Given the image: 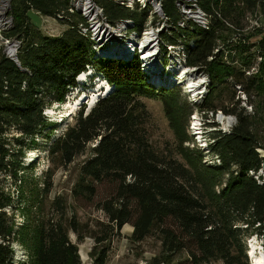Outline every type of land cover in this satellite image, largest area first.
Returning <instances> with one entry per match:
<instances>
[{"label": "trees", "instance_id": "trees-1", "mask_svg": "<svg viewBox=\"0 0 264 264\" xmlns=\"http://www.w3.org/2000/svg\"><path fill=\"white\" fill-rule=\"evenodd\" d=\"M178 1L161 0L164 16L175 27L170 35L161 34V41L175 45L181 40L187 66L206 74L210 82L207 96L197 106L179 103L183 113L180 118L185 126L197 110L206 120H210L209 114L221 111L236 120L227 132L214 129V122L206 123L207 128L214 129L210 130L213 141L208 152L216 156L218 164H194L185 158L182 143L186 138L179 136L175 126H171L177 140L174 152L182 161L175 153L159 152L150 145V114L141 99L159 97L168 108L169 97L177 92L163 91V96L161 89V93H154L136 55L129 60L98 57L88 29L81 31L87 28V22L75 10L69 11L71 0H9L11 25L1 31V37L19 42L18 64L0 53V176L10 175L16 161L21 168L22 149L36 145L38 137L49 142L42 151L62 166L69 165L92 143L72 194L75 199L91 201L101 187L109 188L98 201L109 232L90 236L96 244L106 241L110 234L119 235L122 227L129 225L130 242L140 243L150 236L158 241L160 251L152 264H212L219 260L240 264L246 262V239L264 238V175L257 174L264 169V144L260 143L253 116L239 108L234 94L239 91L248 101L256 95L264 96V30L257 29L250 43L234 33L232 29L241 15L237 0H197L199 9L209 18L207 29L191 21L186 23L188 27L180 28ZM94 3L103 9L111 25L130 19L134 24L131 31L137 34L148 17L146 8L130 10L113 0ZM246 3L264 7V0ZM32 10L60 20L67 29L57 36L43 35L30 22L28 13ZM220 46H225L222 51ZM225 55L237 59L239 65H228ZM88 68L91 78H104L109 93L88 109L80 106L74 123L50 138L52 130H48L50 123L44 110L53 104H65L71 91L84 86L75 78ZM221 85L231 91V107L218 109L214 91ZM10 131L18 136H9ZM16 172H12L14 182L19 181ZM10 206L11 199L0 193V264H80L78 248L61 221L37 224L28 244L23 230L16 228L12 216L3 211ZM68 228L78 242L87 237L78 233L76 222L69 223ZM14 241L26 249L27 261L16 258L11 247ZM105 260L106 252L101 250L95 263L104 264Z\"/></svg>", "mask_w": 264, "mask_h": 264}, {"label": "rangeland", "instance_id": "rangeland-1", "mask_svg": "<svg viewBox=\"0 0 264 264\" xmlns=\"http://www.w3.org/2000/svg\"><path fill=\"white\" fill-rule=\"evenodd\" d=\"M246 2L247 0H237L236 4L239 5L241 15H239L237 20L238 26L236 25V28H238H234L232 30H234V33L236 32L235 34H237L238 32L239 34H241V36H244V39L250 43L252 41V38L255 36L257 29L264 30V7H259L258 5L254 6ZM135 4L136 3L132 5L124 4V7L129 8L130 10L136 9ZM141 5V3H137V6L139 7ZM153 5H151L150 0L145 3V8L148 10V14L149 12L154 11V9L152 8ZM153 14L156 15L158 20H160V16H158V14ZM150 16L144 23L143 28L146 27L145 30L147 29V25L150 22ZM153 16V19H151V21L153 20L152 25L155 27L156 24H154V21L156 22V20H154V18L156 19V17ZM28 17L33 26L39 29L43 35L57 36L67 29V26L61 25L62 22L60 20L57 21L55 19L48 18L47 16H40L33 12V10L28 13ZM100 18L104 19V17ZM101 19L97 20L98 24H100ZM85 21L87 22L86 29H88L90 33L89 37L94 42V49L96 48L97 50L98 47V50H101L103 46L105 47L108 42L101 41L102 37H100L99 35L95 36L100 41L97 42L96 40H94V33L90 27L88 17H86ZM115 23H113V26ZM130 28H127L125 30L127 32V35H124L126 39H128V35H130L128 34V29L130 30ZM119 37L120 36H118V38ZM120 39L121 41H127L126 39H123V37ZM240 40L242 39L240 38ZM234 41L238 42L239 40L236 41L235 39ZM5 42L6 41H0V53L6 55L9 59L14 60L18 48L14 49L15 53L12 56L8 52L9 47H7L8 45H6ZM112 42H114V39L112 40ZM14 47L15 45L13 44V48ZM143 52L144 51H142V53ZM101 53L103 55L105 53L104 57L106 58H110L109 56H111V58L117 57L111 55L109 52H104L102 50ZM134 56V54L128 55L129 58ZM128 57H126L124 60H129ZM233 59L235 58H228L227 61L230 62V60ZM89 69L91 68H88L86 72H91V70ZM91 76H93L92 73ZM189 76L193 80L198 79L197 81L195 80L197 83L202 82L199 81L202 79L197 73L192 72L188 74V77ZM94 78V76L93 78H91L90 75H87L86 78H84V81L81 82L84 84V86L79 84L80 87L77 86L73 91H71V96H69L65 104H53L48 106V108L44 110V114L46 116L44 117L47 122L50 123L48 130H52L49 134L50 138L57 137L59 134H61L65 126L72 125L74 123V115L76 114L78 108H80V106L78 107V105H76L79 101H81V106L83 105L86 107V109H88L87 106H89V103L91 102L90 97H93V95L99 93V91L96 92V90L98 89L99 84H102V80H104V78L99 77V82H96L95 80H93ZM191 78H187L186 81L192 80ZM223 86H217L214 91L215 98L213 101H215L218 109L220 107H231V91H229V89L227 88L223 89ZM161 89H163V96H165L163 91L171 92L172 90H175V92H177L176 94L178 95H171L169 97L168 108H164L159 97H144L141 99V101L145 104L148 113L150 114V121L147 125L150 145H152V147L159 152H171L173 155L175 153L177 159L182 161L183 158L178 155L176 151L174 152L177 140L171 126H173V128L175 126V130H177L179 136L186 138V141L182 143V148L185 149L182 155L185 158L189 157L191 159V162H193L194 164L198 161H200L201 164L204 163V165L209 166L218 164V162L216 161V156L214 157L210 152H208L209 146L213 141L211 137L212 132H210V130L214 131V129H217L222 132H227L236 124L234 115H231L230 113L226 115L222 111L221 113H214L212 117L209 115V122H214L215 125H217L216 127H214V129H212L206 127V123L204 122L205 118L202 113H196L195 111H193L192 115L188 117L184 126V122L180 118L183 113L181 112L179 103H188L191 106V103L188 102L186 94L183 93L184 88L181 85H174L173 83L170 87L164 85V87L158 86L154 88L153 86V89L151 90H153L154 93L157 94L161 93ZM217 93H219L218 98H216ZM251 99L252 100L250 101L246 100L244 95L239 91L234 94V101H239V108L243 107L247 113H250L253 116L255 129L259 135L260 143L263 145L264 96L256 95ZM174 101H176L178 104H175ZM248 102L251 104V107L249 106ZM73 105H75V108L77 107L74 110L72 108ZM69 112H72V114L65 117V115ZM193 118H197V121L202 123L200 129L203 139L201 141L198 140L199 133L197 132L199 131L190 129L191 126H194L190 124ZM227 118L231 119V125L226 122ZM60 119L62 122H60ZM170 119L173 120L172 125L170 124ZM181 130L184 131V136L182 135ZM9 136L17 137L18 135L15 132L10 131ZM36 139V145H33L32 147H28L26 149H22L23 157L21 163L18 164L21 165V168L17 167L16 161V163H13L14 167H10V175L0 176V193L3 197L11 199V206L3 209V211L6 212L7 216H12L16 228H21L23 230L22 232L24 238L25 240H28L26 243L29 244V239L33 237V231H35V227L37 226V224H39L40 222L45 223L47 222V220H56L61 221L64 224L71 243L77 246L80 264H96L95 258L97 254L101 252V250H104L106 252V260L104 264H152V258L157 256L160 251V245L158 241H156L155 237L150 236L140 243L130 242L129 236L132 232V228L129 225L123 226L119 235L110 234L108 239L99 245L98 243H95L93 237H90H100L104 231L109 232V227L105 225L106 219L98 209V201H100V199L105 196L109 188L101 187L99 189L97 197H93L91 201L75 199L72 194V190L79 179L78 174L80 165L87 157H89L88 151L92 146V143L83 154H79L73 161H71L69 165L66 164L62 166L57 161H53L51 158H49L46 151H42L41 148L48 146L49 142L46 141V139H39V137ZM199 155L201 156V159L197 158ZM262 155H264L263 150ZM14 169H17L16 178L19 179V181L17 182H14L13 178L14 174L12 172L14 171ZM257 174H260L261 176L264 175V169L257 171ZM19 183H21V186ZM223 183L224 182H222V184ZM218 186H216V189H218ZM61 209H63L62 213L60 212ZM71 222H76L78 224V233L80 235L82 234L84 236H87L83 240H81V242H78L76 240V235L68 228L69 223ZM249 240L250 242L248 241V239H246L245 242L246 262L242 260L240 264H252V260L251 258H249L250 256L248 257L247 249L252 250L255 248L254 251L256 253L260 251L264 253V238H261L262 242L255 240V238H249ZM260 246L263 250H259ZM11 247L14 249L17 259L27 261L28 253L24 246L14 241ZM93 247L95 248V253L94 256L91 257L90 252L92 251ZM14 262L17 263L16 260H14ZM212 264H223V262L222 260H219Z\"/></svg>", "mask_w": 264, "mask_h": 264}, {"label": "built area", "instance_id": "built-area-1", "mask_svg": "<svg viewBox=\"0 0 264 264\" xmlns=\"http://www.w3.org/2000/svg\"><path fill=\"white\" fill-rule=\"evenodd\" d=\"M113 1L117 5L123 7L124 4L132 5L136 3L135 6L138 7L139 9L145 8V3L148 2V0H113ZM150 1H151V5L154 4L152 7L154 11L149 12L148 17L151 15L149 19L150 22L147 25V29L145 30L146 27L143 28L140 34L131 31L133 30L132 28L134 24L133 22H131L130 19L120 20L116 22L114 26L108 23L107 19L103 15V9H101L100 6L98 7L94 3V0H71L70 3L71 8L69 11L72 12L73 10H75V12L79 13L84 19L88 17L91 29H92V25L96 24L97 20L101 19L100 17H104V19H101L100 24L97 23V25L101 27L102 30L101 41L108 42L105 45V47L103 46V48L101 49L102 51L109 52L113 56H120L121 58L122 57L126 58L130 54L136 55L140 61V65H141L140 69L145 74L148 83H150L154 87H158V86L164 87V85L170 87L171 84L173 83L174 85H181L184 88L183 93L186 94L188 102H190L192 106H197L201 101H203V99L208 94L209 85H210L208 76L204 73H201V71H196L197 70L196 68H191L187 66L185 61L186 50L181 40H179L178 43L175 45L161 41L160 35L163 33L170 35L171 31L175 30V27H172V24L168 22L167 18L164 16L161 10V0H150ZM196 2L197 0H185V1L181 0L176 2V6L181 15V19L177 23L178 27L186 28L188 27L186 23L188 21H191L195 24H198L199 27H201L202 29L204 30L207 29L209 24V18L199 9ZM137 3L138 4L141 3L142 5L139 7L137 6ZM8 12H9V0H0V41H6L5 43L6 45H8L7 47L13 46L14 44L15 45L14 48H18L19 42L15 40H7V38L3 39L1 37V31H3L6 28L8 29L9 28L8 26L11 25V18ZM153 13L158 14V16H160L159 18L160 20H158L156 15H154ZM152 16L156 17V19L154 18V20H156V22L154 21V24H156L155 27L152 25L153 24L152 23L153 20L151 21V19H153ZM127 28H130V30L128 29L129 31L128 34H130L128 35V39L124 37V35L125 36L127 35V32L125 31ZM86 30L87 29H81L83 33H85ZM92 31L94 33L95 29H92ZM95 35L96 34L94 33V37ZM117 35L120 37L118 38ZM122 37L127 41H121L120 38ZM95 38L94 40H96L97 42L100 41L99 39L97 38L95 39ZM113 39L114 42H112ZM232 41L233 40H231L229 43H231ZM188 45L191 47L192 41H190ZM101 50H98V47L97 50L96 48L94 49L95 53L97 52L96 55L98 57H101V55L102 56L105 55V53L104 55L101 53ZM222 50H223V46H220L219 51ZM142 51H144V53H142ZM224 59H225L224 62H226L228 65L231 66L239 65L237 59H233L230 60V62H228L227 61L228 57L226 55L224 56ZM259 61L260 59L258 58L257 62L254 64L253 68L251 69V72L255 70L257 63ZM182 69H184V71ZM192 72L200 75L203 83L202 85L200 84L201 85L200 87H197L195 89H193L192 87L187 88L189 85L188 83H186L187 82L186 79L191 78L190 76L188 77V74ZM195 80L196 79H194L193 81L196 82L198 79L196 81ZM195 112L198 113L197 110H195ZM209 115L212 117L213 114H209ZM193 119L190 124L194 126L192 127L190 125L191 126L190 129L199 131L197 132L199 133L198 140L201 141L203 139V137L201 136L202 132L200 129L202 123L198 122L197 118H193ZM207 121L209 120L206 119L204 120L205 123H207Z\"/></svg>", "mask_w": 264, "mask_h": 264}, {"label": "bare ground", "instance_id": "bare-ground-1", "mask_svg": "<svg viewBox=\"0 0 264 264\" xmlns=\"http://www.w3.org/2000/svg\"><path fill=\"white\" fill-rule=\"evenodd\" d=\"M151 2V1H150ZM92 29H95V34L96 35H99L100 37L102 36L101 35V33H102V30H101V27H99L98 25H97V23L96 24H93L92 25ZM96 37V36H95ZM15 48H13V46H9V50H8V52L11 54V55H13L14 53H15V50H14ZM123 50H125V49H123ZM144 53V52H143ZM145 57H147V56H145ZM183 71H184V69H182ZM84 78H86V76L85 75H83L82 77H80V79H79V81H82V80H84ZM199 81H202V80H199ZM187 83H188V87L187 88H189V87H192L193 89H195V88H197V87H200L201 85H202V82H200V83H197V82H194L193 80H188L187 81ZM201 84V85H200ZM166 86V85H165ZM100 87L101 86H98V89L96 90V92H98L99 91V89H100ZM191 92H193V91H191ZM95 93V92H94ZM92 100H93V98H91ZM78 100V99H77ZM76 100V101H77ZM75 105H73L72 106V108H73V110H74V107ZM71 108V109H72ZM228 124H230L231 123V119L230 118H227V121H226ZM231 125V124H230ZM217 126V125H216ZM255 248L254 249H252L251 250V252H250V254H249V256H250V258H251V260H252V264H264V253L262 252V251H260V252H258V253H256L255 251Z\"/></svg>", "mask_w": 264, "mask_h": 264}, {"label": "water", "instance_id": "water-1", "mask_svg": "<svg viewBox=\"0 0 264 264\" xmlns=\"http://www.w3.org/2000/svg\"><path fill=\"white\" fill-rule=\"evenodd\" d=\"M10 56H11V55H10ZM109 57L111 58V56H109ZM115 58H118V59H122V58H123V59H125V57H122V58H121L120 56H117V57H115ZM115 58L112 57V59H115ZM128 59H129V57H128ZM11 60H12L13 62H15L16 64H18V63H17V59H16V57H15L14 60H13V59H11ZM89 74H90L89 71H88V72L81 73L80 75L76 76L75 79L79 82V80H78L79 77H81L82 75L87 76V75H89ZM83 81H84V80L80 81L79 83H81V82H83ZM103 85H104V83L99 84V86H101V87H102ZM101 87H100V89H101ZM109 87H110V86H109ZM100 89H99V90H100ZM75 102H76V101H75ZM74 104H75V103H74ZM76 105H77V104H76ZM91 105H92V103H91ZM91 105H89V106L91 107ZM74 109H76V108H74ZM70 114H72V112L67 113V114L65 115V117L69 116Z\"/></svg>", "mask_w": 264, "mask_h": 264}, {"label": "clouds", "instance_id": "clouds-1", "mask_svg": "<svg viewBox=\"0 0 264 264\" xmlns=\"http://www.w3.org/2000/svg\"><path fill=\"white\" fill-rule=\"evenodd\" d=\"M251 238H255V240H258L259 242H262L261 237L259 236H252ZM261 247V246H260ZM262 249V248H261ZM263 250V249H262ZM249 257V256H248Z\"/></svg>", "mask_w": 264, "mask_h": 264}]
</instances>
